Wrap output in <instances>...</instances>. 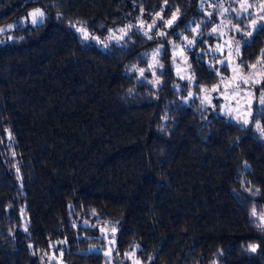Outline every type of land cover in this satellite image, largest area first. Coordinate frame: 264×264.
<instances>
[{
    "label": "trees",
    "instance_id": "obj_1",
    "mask_svg": "<svg viewBox=\"0 0 264 264\" xmlns=\"http://www.w3.org/2000/svg\"><path fill=\"white\" fill-rule=\"evenodd\" d=\"M243 2L0 0V29L46 13L0 42V264H264V105L195 96L230 74L215 29L247 31ZM237 60L264 66V24Z\"/></svg>",
    "mask_w": 264,
    "mask_h": 264
},
{
    "label": "rangeland",
    "instance_id": "obj_2",
    "mask_svg": "<svg viewBox=\"0 0 264 264\" xmlns=\"http://www.w3.org/2000/svg\"><path fill=\"white\" fill-rule=\"evenodd\" d=\"M249 1L246 0L239 7L244 13H249L252 9L253 14L257 16L248 25L247 31L227 20H222L220 25L215 29L216 35L220 38V43L212 51L215 55L219 56L218 64L220 66L223 64L228 66L230 74L224 79H220L219 86H215L212 89L205 88L201 94L195 95L207 106H214L215 102L219 101L223 110L222 112L228 114V117L231 119L240 121L241 123H248L257 108L264 105V89L260 88L264 80V66L245 72L240 69L237 60L240 45L249 42L254 31L264 24V4L254 6L255 4L249 3ZM38 12L42 13V15L38 14ZM222 12L224 15L229 14L231 16L233 10L224 7ZM34 13L37 14L33 15ZM45 19L46 13L44 10L35 9L30 11L27 15L0 29V42L5 41L6 33L12 32L21 26L37 25ZM116 38H120V35H116ZM184 43L183 47L187 45L186 41ZM172 58L175 62L178 76L183 80L192 81L191 87L195 85L189 73L186 57H183L182 53L178 50ZM154 68L153 72L155 71ZM252 217L255 221L264 224V211H254Z\"/></svg>",
    "mask_w": 264,
    "mask_h": 264
},
{
    "label": "snow or ice",
    "instance_id": "obj_3",
    "mask_svg": "<svg viewBox=\"0 0 264 264\" xmlns=\"http://www.w3.org/2000/svg\"><path fill=\"white\" fill-rule=\"evenodd\" d=\"M36 14H37V13H34L33 15H36ZM38 14L42 15V13H39V12H38ZM173 18H175V17H173ZM169 23H170V22H169ZM122 31H123V30H122ZM253 250H254V249H253Z\"/></svg>",
    "mask_w": 264,
    "mask_h": 264
}]
</instances>
